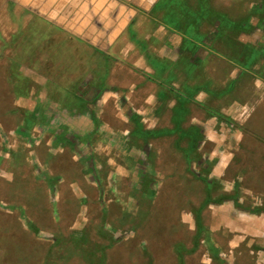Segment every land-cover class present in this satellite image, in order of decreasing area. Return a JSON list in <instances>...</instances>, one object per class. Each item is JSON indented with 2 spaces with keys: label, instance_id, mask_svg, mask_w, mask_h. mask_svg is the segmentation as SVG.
Returning <instances> with one entry per match:
<instances>
[{
  "label": "rangeland",
  "instance_id": "374dc122",
  "mask_svg": "<svg viewBox=\"0 0 264 264\" xmlns=\"http://www.w3.org/2000/svg\"><path fill=\"white\" fill-rule=\"evenodd\" d=\"M6 1L0 0V264H179L180 254L186 264H224L214 245L227 252L232 234L209 231L208 216H217L210 212L200 213L198 235L196 213L220 197V187L234 185L244 208L264 209V103L255 102L252 117L242 113L248 135L229 181H215L210 194L197 179L170 181L166 168H184L177 146L187 141L173 134L143 145L128 131L122 100L90 93L82 104L79 85L70 82L77 78L63 76L72 67L57 66L68 55L54 50L55 39L11 19ZM207 3L231 19L250 14L257 28L245 38L264 44L256 10L264 0ZM156 12L171 27L165 11ZM218 26L207 24L204 32ZM225 40L218 42L232 50L229 57L244 50ZM184 211L194 214L190 226ZM251 247L248 239L234 250L236 264L253 263Z\"/></svg>",
  "mask_w": 264,
  "mask_h": 264
},
{
  "label": "crops",
  "instance_id": "0c3cea01",
  "mask_svg": "<svg viewBox=\"0 0 264 264\" xmlns=\"http://www.w3.org/2000/svg\"><path fill=\"white\" fill-rule=\"evenodd\" d=\"M159 1L7 0L6 3L11 19L24 21L27 28L31 27L32 35L40 31L43 38L55 39L54 50L68 55L57 66L72 67V72L65 70L63 76L77 78L70 82L79 85L77 100L82 104L83 101L86 104L84 99L90 93L102 99L113 96L122 100L124 114L133 128L136 117L144 130L174 131L178 139V132L198 129L202 137L192 155L183 151L189 148L187 140L186 147L177 146L186 164L184 168L177 169L172 164L166 168L171 171L170 181L197 179L223 185L229 181L226 175L243 152L248 135L240 127L249 120L242 119V113L249 111L252 117L257 114L255 102L264 103V44L250 42L253 37L245 38L254 36L257 28L254 27L236 37L244 50L235 48V58L229 57L232 50L215 39L204 36L196 41L162 23L156 12ZM243 51L250 53L248 57ZM128 131H133L132 127ZM194 163L199 171L191 167ZM234 187H220L222 192L217 196L232 194L234 190L240 196V206L229 199L208 204L201 211L203 217L210 212L217 215L212 220L208 216L209 231L225 228L232 234L227 252L214 245L216 256L222 255L224 264H236L234 250L250 239L255 244L250 250L254 255L250 264H264V209L258 214L244 208L240 188ZM184 213V221L190 226L194 214Z\"/></svg>",
  "mask_w": 264,
  "mask_h": 264
},
{
  "label": "trees",
  "instance_id": "16d2710c",
  "mask_svg": "<svg viewBox=\"0 0 264 264\" xmlns=\"http://www.w3.org/2000/svg\"><path fill=\"white\" fill-rule=\"evenodd\" d=\"M207 2H209V0H160L156 5V10L159 8L165 11L166 14L163 20H166V22L168 21L167 23L173 29L184 33L196 41L202 40L204 36L209 37L212 35V39H215L217 42H220L221 39L225 40V38L230 42L231 39L235 40L241 32L249 31L255 27L253 24H251L252 16L250 14L240 19H231L229 16H227V13L214 9L213 6ZM261 7H256L258 12L261 11V17L259 18L258 26L260 29L264 30V4L263 7ZM216 23L219 24L216 32H204L207 24L210 25ZM224 46L226 47L227 44L224 43ZM133 122L135 126L131 134L141 137L143 145L148 144L150 139L171 135L174 132L170 130L146 131L143 129V125L137 121L136 117H133ZM174 122L179 127V124L176 123L177 121ZM177 129L179 130L180 128ZM178 133H180L179 139L187 140L189 142V150L186 153L187 156H190V154L192 155V153L195 151L196 143L199 142L202 137L200 132L198 129L194 128L193 130H182ZM186 150L183 149L184 152H186ZM144 179H147V177H144ZM203 182L206 185V190L207 192L209 191V194L216 188L214 185L215 181L213 183H208L206 180H203ZM144 185L146 187L149 186L150 188V184L148 182L144 183ZM152 195H154V193H152ZM239 197L240 196L237 193L221 194L220 197L214 201V203H222L225 200L232 199L236 204H239ZM262 210L263 209L257 208L251 211L253 213H261ZM200 213V211L196 213L199 231L198 235L200 231H202V225L199 219ZM179 264H186L183 254H180L179 256Z\"/></svg>",
  "mask_w": 264,
  "mask_h": 264
}]
</instances>
